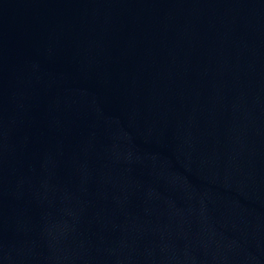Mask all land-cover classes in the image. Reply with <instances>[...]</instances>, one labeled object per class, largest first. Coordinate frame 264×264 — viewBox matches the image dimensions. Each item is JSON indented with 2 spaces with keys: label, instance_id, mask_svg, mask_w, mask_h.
I'll return each instance as SVG.
<instances>
[{
  "label": "water",
  "instance_id": "1",
  "mask_svg": "<svg viewBox=\"0 0 264 264\" xmlns=\"http://www.w3.org/2000/svg\"><path fill=\"white\" fill-rule=\"evenodd\" d=\"M0 264H264V0H0Z\"/></svg>",
  "mask_w": 264,
  "mask_h": 264
}]
</instances>
